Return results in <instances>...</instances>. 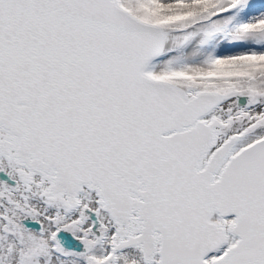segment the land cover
I'll use <instances>...</instances> for the list:
<instances>
[{
    "label": "snow or ice",
    "instance_id": "obj_1",
    "mask_svg": "<svg viewBox=\"0 0 264 264\" xmlns=\"http://www.w3.org/2000/svg\"><path fill=\"white\" fill-rule=\"evenodd\" d=\"M0 264H264V0H0Z\"/></svg>",
    "mask_w": 264,
    "mask_h": 264
}]
</instances>
